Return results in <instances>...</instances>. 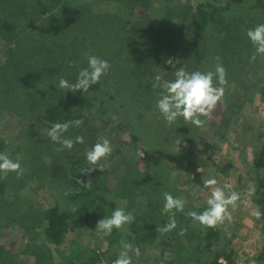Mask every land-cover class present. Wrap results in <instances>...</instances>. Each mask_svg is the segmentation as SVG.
<instances>
[{"label": "trees", "instance_id": "obj_1", "mask_svg": "<svg viewBox=\"0 0 264 264\" xmlns=\"http://www.w3.org/2000/svg\"><path fill=\"white\" fill-rule=\"evenodd\" d=\"M109 1L119 5V9L124 8L128 14L125 19L121 15L122 21L114 22L108 29L109 35L104 37L108 45L101 47L97 53L91 52L101 59L104 54L103 59L107 60L111 67L108 74L83 95L60 89L58 84L61 78L74 83L78 71L87 67L86 56L83 54L86 55L88 49L81 41L87 38L90 29L89 25H84L83 21L80 23L77 18L92 6H73L72 10L66 13L63 10L65 2L61 0H0V39H6L8 36L15 39L14 44L10 40L4 45L7 58L3 64L0 63V97L12 96V90H17L18 95L13 98V107L6 106L5 111L21 117L27 123L26 139L21 145L22 148L25 144L26 151L20 157V176L25 179L32 174L37 178H48L58 186L62 196L57 197L54 204L46 210L40 212L35 209L45 242L49 244L34 246L35 258L38 257L35 264H46L44 259L48 260L47 264H98L104 259L107 264H114L122 243L142 247L154 243L157 239L164 248H161L162 258L159 264H183L182 257L188 263L193 261V254L197 256L193 263L236 264L232 251L228 253L226 248L219 246L213 250L221 239L218 226L204 228L193 223L191 218L185 215L188 211H203L206 206H185L184 212L176 213V230L165 234L157 231V228L163 227L168 220L167 215H162L163 194L169 192L174 197H180L182 193L178 186L172 185L176 174L182 171L191 175L193 184L200 187L203 186V176L199 171V160L193 153L187 154L183 151L184 145L189 144L191 147L195 144L200 128L185 125L182 120L169 127L155 107L160 90L153 89L151 84L154 76L161 75L159 72L162 70L168 72L164 77L161 75L163 79L168 80L174 78V71L179 67H184L189 72L214 71L216 57H219L227 73L226 79L235 80L239 86L244 87L243 81L240 80L241 72L254 53L246 31L264 23V20H261V17L264 19V13L254 8L256 0H238L226 6H221L220 0H206L195 7L193 20L190 22L191 28L187 33L181 34L184 27L170 26V13L160 15L159 20L152 24L151 21L147 24L144 22L143 25L139 23L141 15L146 17L149 10H152L151 0ZM167 2L171 1L161 0L160 7L163 10L167 9ZM47 3L53 4L47 6ZM178 8L179 6L175 8V12H178ZM138 10L140 15L137 14ZM185 12L190 13L189 9ZM48 13L54 19V27L46 29L39 25L36 29L35 24L42 15ZM32 14H35V19ZM88 15L87 20L91 21L94 12L91 11ZM106 23V18L100 21L101 26ZM68 25L72 30L77 27L81 36L74 34L72 43L65 46L54 45L57 50L60 48L65 51L68 65L49 69V64L47 69L40 68L37 59L39 54H48L53 50H50L51 44L43 45L34 41L36 39L33 34L36 31L45 33L43 38H46L47 34L55 31L59 33ZM167 40L168 48L164 49L163 43ZM54 53L44 56V63L47 58L50 63L56 60L58 55ZM59 56L64 57L63 54ZM169 59L174 61L173 67L166 63ZM155 60L158 61L157 67L161 68L159 72L154 70ZM175 60L179 64H175ZM209 66L213 67L209 69ZM240 97L241 95L237 101ZM82 111L88 112L89 122L84 121L79 128H70L66 136L73 140L76 136H83L84 144H74L71 151H60V145L52 143L48 135L41 134L40 129L44 128V124L67 122L73 120V116L78 119ZM119 111L122 112L120 113L123 119L119 114L115 116ZM226 115H222L217 106L209 118L219 123ZM97 120H105L107 126L110 125L117 135L128 133L129 142L143 147L142 161L145 170H141L138 164L140 161L135 162L128 157L120 167L119 173L115 172L109 177H105L100 170L88 172L91 166L85 159V152L96 143L97 130L87 123ZM227 128L228 122L225 124V129ZM251 130L253 129H244L243 134L248 131L254 135ZM261 137L262 134L257 137L259 142ZM238 139V144L245 141L244 137ZM5 144L0 139V152L10 153L15 159L14 156L19 151L14 152L9 144ZM259 146L261 145L258 143L256 148L260 150V157L254 173L256 187L253 201L264 214V144L261 148ZM118 149L108 158V162L112 161L114 156L125 155ZM177 154L182 159V164L176 167L166 166L164 160L171 163V158ZM15 176L16 173H9L0 178V216H8L9 211L14 208L11 200L17 183ZM78 180L88 184V187L77 183ZM22 204L32 205L24 201ZM118 207L131 212L136 219L132 224L121 230H114L111 236L106 237L110 248L108 251L101 254L96 249L83 248L73 251L72 255L59 263L52 260L49 246H61L65 243L67 235L76 234L81 229L91 227L95 230L98 221L107 215L110 216L112 210ZM16 210L20 208L17 207ZM261 220L264 234V215ZM3 221L7 222L6 219ZM3 221H0V238L7 234L4 235L5 230L14 232L21 226L18 222H7V225L3 224ZM181 229L185 230L183 235L179 234ZM115 246L117 251L112 254L111 248ZM168 248H177L187 255L167 259L164 253ZM10 251L0 244V264H22L12 257ZM221 257L226 263L220 261ZM257 260L259 264L264 263V247Z\"/></svg>", "mask_w": 264, "mask_h": 264}, {"label": "rangeland", "instance_id": "obj_2", "mask_svg": "<svg viewBox=\"0 0 264 264\" xmlns=\"http://www.w3.org/2000/svg\"><path fill=\"white\" fill-rule=\"evenodd\" d=\"M47 1L49 0H44V2ZM61 1L65 2L63 10L66 13L70 12L73 6L82 4H90L86 5L87 7L92 6L90 7L91 10H85L77 18L80 23L83 21L84 25H89L88 27L90 29L88 31L90 34L87 35V38L82 37L83 40L81 41V44L83 43V46L88 49L87 54H83L84 57L92 55V51L95 53L99 52L101 47L105 48L108 45V41L104 37L109 33L108 29L114 22L118 23L122 21L120 18L121 15L124 18L128 14L124 8L120 7L119 9V5L110 2L109 0ZM170 1L171 2H167V9L163 10V8L160 7L161 0H151L152 6L150 7H152V10H149L146 17L145 15H141L142 18H137L139 23L143 25L144 22L147 24L151 21L150 24H152V22L154 23L159 20L160 15L163 16L165 13H170L169 17L171 20L170 18L168 20L171 23L170 26L184 27L182 28L183 31H181V34L187 33L192 26L190 22L193 20L195 7L206 0ZM220 1L221 6H226L228 3H233L238 0ZM253 1L255 2V0ZM47 4V6H51L53 3ZM178 6V12H175V8ZM253 6L255 9L264 13V0H256ZM186 9H189V14H185ZM88 11L94 12V17L91 21L87 20L89 18ZM234 11L237 12L236 10ZM139 13L140 11L138 10L137 14ZM32 15V18L35 19V14ZM102 16L107 19V23L103 26L100 25V21L104 19ZM261 20H264L263 17H261ZM63 23L64 18H62V24ZM39 25L46 27V29L48 27H54V19L52 18V15L50 13L42 15L40 20L35 24L36 29H38ZM80 33L81 32L77 27L72 30L70 25L66 26L59 33H56L55 31L52 34H47L45 36L47 39L43 38L45 33L41 34L38 31H36L35 34L32 33L36 39L34 41L43 45L51 44L50 50H53L48 54L41 53L39 56L37 55L40 68L45 67L47 69L49 64L51 65L49 69L68 65L65 60V51L60 48L57 50L54 45L59 44L65 46V44L72 43V37L74 34L80 37ZM84 33L85 32H83V34ZM10 40L13 44L15 43V39L11 36L6 37V39H0L1 64H3L7 58L5 53L7 49L4 45ZM168 43V40L163 43L164 49L168 48ZM13 44L12 47H14ZM97 45L100 47L98 48ZM52 53H54V55L57 54L58 56L63 54L64 57L57 56V59L52 61V63H50L47 58L46 63H44V56H48ZM104 57L105 55L103 54L102 59ZM157 64L158 61L155 60V72H159V69H161L160 67H157ZM208 64L210 65L209 61ZM212 67L213 66H209V69ZM159 73H161L163 77L164 74L168 75V72L166 73L163 70ZM240 80L243 81L244 87L242 85L239 86L235 80L231 79H227V85L224 86L225 94L223 104H218L217 106H219L222 115L227 114L226 117H223L219 123H216L212 118H207L206 125H204L203 128H200L195 144L193 146L191 145V147L189 144L184 145L183 151L187 154L193 153L192 155L199 160V171L202 173L203 180L209 177H214L218 181V186L228 185L230 186V190L236 191L240 195V200L237 202L238 206L236 208L229 207L228 209L230 218H226L223 223L217 225L221 230V239L219 245H216V248H213V250L218 249L219 246L226 248L228 253L232 251V258L236 264H259L257 259L264 247V234L262 231L263 223L261 218L257 219L253 215L254 211H260V208L253 201L254 192L252 195H249V192L253 189L255 190L256 187L254 173L260 157V150L256 148V145L258 143L261 146L264 144V58H257L256 61L250 60L247 66H244L242 69ZM17 95V90H12V96L5 95L0 97V139L4 141V143L9 144L11 150L14 152L17 153L19 151L14 158L20 163V157L26 151V148H24L25 144L22 148L21 145L26 139L27 123L21 117L5 111L7 110L5 108L6 106L10 108L11 106L13 107V98ZM240 95L241 97L237 101V98ZM120 112L121 111L116 113L115 116L119 114V117L123 119L122 112ZM87 116L88 112L82 111L80 112L78 119L88 121ZM75 119H77L76 116H73V120ZM113 119L115 120L116 117ZM105 122V120H103V122L97 120L93 123L90 122L87 124L97 130V140L100 137L108 138L111 141L113 152L119 148L118 150H121L125 155L114 156L110 162H108V160L104 171H102L103 175L109 177L111 174H115V172L119 173L120 167L128 157L132 158V161H140L138 164L140 165L141 170H145L142 161L143 147L140 144L134 145L129 142L130 138L129 135H127L128 133L125 135L122 134L121 136L115 134L111 126H107ZM227 122L228 128L225 129V124ZM44 125V128L40 130L41 134L45 136L53 124L49 123ZM249 128L253 129L251 131L254 132V135H251L248 131L243 134V130ZM209 132H211L210 136ZM260 134H262V137L259 142L257 137ZM240 137H244L245 139L243 144L237 143L240 141V139H238ZM207 138L210 140L208 141ZM261 146H259V148H261ZM179 157L178 154L175 157H172V160H170L172 161L171 163L169 160H164L165 165L168 167L180 166L182 164V159ZM47 160L51 161V159ZM15 177L17 183L13 190V199L11 200V202L14 203V208L12 211H9L8 216H3L2 214L0 216V221L6 219L9 223L15 224L18 222L21 226L20 228H16L14 232L5 230L4 235L7 234L0 238V244L8 250H11L10 253L12 257L16 258L17 261L22 264H35L38 257L35 258L34 246L38 244H43V246L49 245L45 242L35 209L40 212L46 210L54 204L57 197L60 198L62 196L60 195L58 186L55 185L53 181H49L48 178L42 176L37 178L32 174H29L25 179L17 175ZM172 185L174 187L178 186L179 189L182 190L180 197L185 200V206H206V200L210 195V190L204 188V186L200 187L193 184L191 175L185 174L182 171L178 172L175 178L172 179ZM22 201L31 203L32 205H23ZM17 207H19L20 210H16ZM7 222L3 221L2 223L8 225ZM160 244L159 239L152 244L142 247H136V245L132 244L134 248L139 249V257H133V264H159L162 258L161 248L164 249ZM117 246L111 248L112 254L117 251ZM49 248H51L53 256L52 260L56 263H59L62 259L72 255L73 251L82 250L83 248L96 249L101 254L110 249L106 237L100 236V234L91 227L81 229L76 234L70 233L67 235L64 244L61 246H49ZM122 250V248H119V253ZM183 252L184 251H180L177 248H168L165 251L164 256L167 259L181 258V256L186 257V252L181 255ZM193 257V261L188 263L199 264L196 262L193 263L195 259H197V256L193 254ZM181 259L183 260V264H188L184 261L183 257ZM44 260V263L47 264L48 260ZM106 261L107 260L104 259L98 264H107ZM220 261L226 263L223 257H221ZM7 262H9V260Z\"/></svg>", "mask_w": 264, "mask_h": 264}, {"label": "clouds", "instance_id": "obj_3", "mask_svg": "<svg viewBox=\"0 0 264 264\" xmlns=\"http://www.w3.org/2000/svg\"><path fill=\"white\" fill-rule=\"evenodd\" d=\"M246 37L252 44L254 53L250 57L251 61L257 58H264V23L257 24L255 27L246 31ZM87 67L78 71L74 83L64 78L59 80L58 87L66 89L73 94H85L97 85L101 78L106 76L110 70L107 60L95 55L86 57ZM214 71L201 72L186 71L184 67H179L174 71V78L171 80L163 79L160 74L153 78L151 87L159 89V98L156 101V110L162 116L164 122L169 126L176 125L180 120L185 125L195 128H203L207 118L211 116L218 104H223L225 87L227 85L226 70L216 57ZM174 61L169 59L166 63L173 67ZM179 64V62H175ZM203 118V119H202ZM84 121L81 119L68 120L67 122L54 123L48 130V137L52 143L60 145V151H71L74 144H84L83 136H76L75 139L67 138L70 128H79ZM179 146V145H178ZM113 147L111 141L106 137H100L91 149L85 152V159L91 167L88 172L100 170L104 171L108 157L111 156ZM9 173L22 175L19 161L12 158L10 153L0 152V178L6 177ZM77 183L88 187L82 181ZM203 186L210 190V195L206 200V207L203 211H188L185 215L195 224L204 228H215L229 217V207L236 208L240 200L238 192L230 190V186H218V181L214 177L203 180ZM255 190H251L252 195ZM164 204L162 215H167L168 220L163 227L157 228L161 234L169 233L177 229L176 213L184 212L185 200L181 197H174L171 193L163 194ZM253 215L260 219L262 214L259 210L254 211ZM131 212H126L123 207L114 208L110 216L98 221L95 231L102 237L111 236L114 230H121L135 221ZM184 229L180 230V235L184 234ZM120 252L114 264H133V257H139V249L134 248L130 243H122ZM131 253V255H130Z\"/></svg>", "mask_w": 264, "mask_h": 264}]
</instances>
